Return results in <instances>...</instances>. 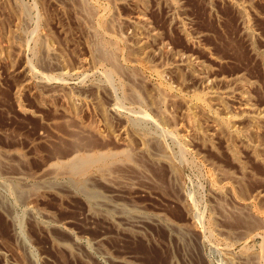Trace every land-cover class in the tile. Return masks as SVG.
<instances>
[{"label":"rangeland","instance_id":"1","mask_svg":"<svg viewBox=\"0 0 264 264\" xmlns=\"http://www.w3.org/2000/svg\"><path fill=\"white\" fill-rule=\"evenodd\" d=\"M98 1L112 76L78 0H0V264H264V0ZM136 13L146 26L118 28ZM194 73L263 117L186 106L206 89ZM76 151L114 156L88 174L92 202L67 174L41 184Z\"/></svg>","mask_w":264,"mask_h":264},{"label":"bare ground","instance_id":"2","mask_svg":"<svg viewBox=\"0 0 264 264\" xmlns=\"http://www.w3.org/2000/svg\"><path fill=\"white\" fill-rule=\"evenodd\" d=\"M79 1V4H80V7H81V10L83 12V14L85 15V17L88 18L89 21H91L92 24L95 25V35H97L98 37L96 38L97 39V47L95 48V51L96 53L98 54V56L100 58H103V59H107L109 60L110 62H112L113 64V72H106V76H112V74L114 72H116L117 70V67L116 65V61L114 58L115 57V53H114V50H115V43L118 42V37H115V35H112L110 34L109 32H106L107 28L109 27V25L112 23H110V18L108 15H102V14H99L96 12V10L98 8H96V4L94 2V0H78ZM98 1V0H97ZM108 1V0H106ZM110 1V0H109ZM136 2L138 0H135ZM99 2V1H98ZM100 3V2H99ZM109 3V2H108ZM103 4V3H102ZM173 4V3H172ZM105 6V5H103ZM110 6V5H109ZM174 7V5H172ZM171 6V7H172ZM172 7V8H173ZM23 9V8H22ZM104 9V8H103ZM99 11V10H98ZM102 11V10H101ZM104 11V10H103ZM102 11V12H103ZM105 12V11H104ZM28 14V13H27ZM110 14V13H109ZM118 19V18H117ZM117 21V22H116ZM116 24L118 25V28H119V25H122L124 26L125 28H129V27H141V26H146V21L145 19L140 16L139 13H136L135 16L133 17H127V18H121L119 20H116ZM110 23V24H109ZM115 26L114 24H112V27ZM92 27V26H90ZM94 27V26H93ZM116 27H114L115 29ZM117 28V29H118ZM121 28V27H120ZM133 29V28H132ZM144 30V29H143ZM108 31V30H107ZM91 32V31H90ZM148 34L152 35L151 32H149ZM93 35V34H92ZM94 36V35H93ZM96 37V36H95ZM151 37V36H150ZM147 38V37H146ZM95 39V38H94ZM93 39V41H94ZM40 41V40H39ZM39 41H37L39 43ZM42 42V41H41ZM40 42V43H41ZM36 44V43H35ZM162 45V44H161ZM160 45V46H161ZM92 46V45H91ZM38 47V46H37ZM94 48V46H93ZM36 49V48H35ZM117 49V48H116ZM41 51V50H40ZM118 51V49H117ZM124 51V50H123ZM122 51V52H123ZM148 51V50H147ZM154 52V51H153ZM122 56H123V53H121ZM149 54V52H148ZM152 54V53H151ZM118 55V54H117ZM150 56V55H149ZM40 57V56H39ZM119 58V55L117 56ZM152 57V55H151ZM117 58V59H118ZM154 58V57H153ZM186 58V61H190V62H193V60H191L189 57H184L183 55H177V57L174 59V62L175 63H178L180 64V62L182 61H185ZM46 60V59H45ZM120 60V59H118ZM109 61H106V62H109ZM127 61V60H126ZM187 61V62H188ZM121 63V62H120ZM133 64V62H131ZM174 63V64H175ZM195 63V62H194ZM122 64V63H121ZM125 64V61L124 63ZM186 64V63H185ZM142 65V64H141ZM172 65V64H171ZM127 67H128V64H127ZM132 67V66H131ZM154 67V66H153ZM170 67V66H169ZM188 67V66H187ZM191 67V66H190ZM195 67V66H194ZM197 68V67H196ZM128 69V68H127ZM168 68L167 66L163 67L161 70H156V73L158 75V77H162V75L168 71ZM119 70V69H118ZM133 70V69H132ZM202 73V72H201ZM118 74V73H117ZM133 74V73H131ZM195 74V73H194ZM193 74V75H194ZM196 75V74H195ZM131 76V75H130ZM133 76V75H132ZM134 77V76H133ZM157 77V76H156ZM196 79L198 80L199 83L202 84V86H204L205 91L201 94V95H195L194 98H192L191 100H183V103L186 105V106H189V104H193L195 107H198L200 108L203 112H207V115L208 116H212L214 115V113L210 110V106H209V100H217L216 104L215 105H220L221 103V99L223 100V98L225 99H229V100H233V99H236L237 100V106L236 108L239 109L241 112L240 113H244L246 114L247 116H249L250 118H253V119H257L259 117H263V114H261V110H257V109H254L252 103L250 102V98L245 94L244 90L242 88H238L236 90H232V89H226L223 90L222 92L218 91V90H213L211 88V86H209V83L211 81V79H209V76L207 75H203V74H198L196 75ZM48 78V77H47ZM109 78V77H108ZM134 79V78H133ZM161 80V79H160ZM134 81V80H133ZM162 81V80H161ZM236 81L238 82L239 79H236ZM234 81V82H236ZM197 82V83H198ZM241 82V81H240ZM239 83V82H238ZM161 84V82H160ZM237 84V83H236ZM159 85V84H158ZM241 85V84H240ZM237 86V85H236ZM159 90L161 92H164V93H167V95H169V93H171L172 89L169 87V86H160L159 87ZM132 91V90H131ZM159 91V92H160ZM133 92V91H132ZM163 93V94H164ZM174 93V92H173ZM200 93V92H199ZM131 94V92H130ZM133 94V93H132ZM135 95V94H134ZM172 95V94H171ZM193 95V94H192ZM126 97V96H125ZM130 97V96H129ZM136 97V96H134ZM133 97V98H134ZM139 97V96H138ZM165 97V96H164ZM127 98V97H126ZM158 98V97H157ZM176 99V98H175ZM129 100H131L129 98ZM133 100V99H132ZM139 100V99H138ZM137 100V101H138ZM168 100V99H167ZM174 100V99H173ZM114 101V100H113ZM134 101V100H133ZM163 102V101H162ZM161 103V101H160ZM234 103V102H233ZM236 103V102H235ZM120 104V103H119ZM190 104V105H191ZM118 105V104H117ZM124 105V104H123ZM160 106V105H159ZM119 107V106H118ZM117 108V107H116ZM141 109V108H140ZM161 109V108H160ZM139 112V111H138ZM137 113V111H136ZM140 114V113H139ZM261 114V115H260ZM141 115H143L141 113ZM168 116V115H167ZM145 117V116H144ZM211 117V118H212ZM215 117V115H214ZM213 117V118H214ZM186 118V116H185ZM188 118H189V115H188ZM165 119V118H164ZM223 119V118H222ZM142 120V119H141ZM213 120H216V117L213 119ZM134 122V121H133ZM191 122V121H189ZM223 122V121H222ZM224 123V122H223ZM229 123V122H227ZM226 124V123H225ZM229 126V125H228ZM139 128V127H138ZM228 130V129H227ZM177 131V130H176ZM185 132V131H184ZM140 133V132H139ZM173 133V132H172ZM186 133V132H185ZM190 133V132H189ZM74 134V133H72ZM188 134V133H186ZM185 135H182V138H184ZM156 138V137H155ZM154 138V139H155ZM156 144V143H155ZM164 144V143H163ZM73 145V144H72ZM80 145V143H79ZM183 145V144H182ZM158 146V145H157ZM180 146V145H179ZM87 149V147H86ZM91 149V148H90ZM182 149V148H181ZM73 151V150H72ZM90 151V150H89ZM88 151V152H89ZM161 151V150H160ZM165 151V150H164ZM79 151H76L75 154H73V156L65 161H55L53 162L52 164L50 163V167H47L45 170H44V174L42 175L41 177V184L43 185V189L44 190H47V191H50L51 189V186L52 185L51 183L54 181L60 176V175H63V174H67L69 176H72V180H71V184L73 187H75L76 189H80V191L82 190L86 197L91 201V199H94V198H97L99 196V193L94 190L92 187H89L88 185V174H90L92 171H95L97 170V172H100V173H108V175H111L110 173V167L112 166V164L114 163L113 161V154H110V153H106V152H102V151H93V152H89V153H77ZM115 153V152H114ZM118 153V152H117ZM164 153V152H163ZM156 154V153H155ZM159 154V153H158ZM18 155V154H17ZM115 155V154H114ZM129 155V154H128ZM14 156V155H13ZM126 156V155H125ZM127 158V156H126ZM132 158V157H131ZM158 158V157H157ZM120 159V158H119ZM128 159V158H127ZM125 160V158H124ZM118 163V162H117ZM123 165V164H122ZM121 166V165H120ZM142 167V165H141ZM114 168V166H113ZM138 168V167H137ZM136 169V168H134ZM120 170V169H119ZM118 170V171H119ZM122 171H125L122 169ZM140 172V171H139ZM103 173V174H105ZM115 173V172H114ZM122 173V172H121ZM14 174V173H13ZM94 174V173H93ZM22 175V174H21ZM120 175V174H119ZM115 177V176H114ZM119 177V176H118ZM14 178V177H13ZM16 178V177H15ZM18 179L21 180V177L20 176H17ZM16 178V179H17ZM93 178V177H92ZM96 178V177H95ZM38 179V178H37ZM71 179V178H70ZM120 179V177H119ZM64 180V179H63ZM69 180V179H68ZM110 180V179H109ZM70 181V180H69ZM120 181V180H119ZM108 181L106 180L105 183H107ZM113 182V180H112ZM19 183V182H18ZM21 184V183H20ZM8 186V185H7ZM13 186V185H12ZM11 186V187H12ZM22 186V185H21ZM53 186V185H52ZM112 186V185H111ZM116 186V185H115ZM14 187V186H13ZM117 187V186H116ZM22 187H15L14 188V191L16 192L17 196L20 198L22 197V193L23 191L21 190ZM54 188V187H53ZM12 189V188H11ZM35 190V189H34ZM77 191V190H75ZM112 191V190H111ZM82 192V193H83ZM31 193V192H30ZM15 194V193H14ZM26 195V194H25ZM28 196V195H27ZM22 200V199H21ZM92 202V201H91ZM102 202V201H101ZM17 203V202H16ZM95 203V202H94ZM107 203V202H106ZM106 203H104L106 205ZM102 204V203H100ZM90 205V204H89ZM102 206V205H101ZM110 206V205H109ZM27 208V207H26ZM111 209V208H110ZM95 210V209H94ZM123 210V209H122ZM121 210V211H122ZM248 213V212H247ZM194 214V213H193ZM43 215V213H42ZM44 217L48 220L49 217L47 215L44 214ZM195 217V216H194ZM193 217V218H194ZM35 218V217H34ZM155 219V218H154ZM144 220H142L141 217L139 216H136V217H133L131 218V223L132 224H140L142 223ZM147 221V220H146ZM263 221V220H262ZM129 222V221H128ZM61 224V223H60ZM262 224V223H261ZM45 225H47L45 223ZM56 225V224H55ZM209 225H211V221H209ZM259 223H252L250 226H254V227H258ZM49 226V225H48ZM245 227V226H243ZM61 228V227H60ZM259 228V227H258ZM257 228V229H258ZM250 229V228H249ZM255 229V228H254ZM261 229V228H259ZM244 230V229H243ZM252 232H254V230L250 229V232L248 234H251ZM260 233V232H259ZM245 234V233H244ZM254 234V233H253ZM246 237V236H245ZM248 237V236H247ZM73 238V237H72ZM71 238V239H72ZM241 238V237H240ZM195 247V246H194ZM68 249V248H67ZM245 249V248H244ZM242 251V250H241ZM243 253V252H242ZM253 255V254H252ZM251 257V256H250ZM258 259V258H257ZM123 260V259H122ZM115 261V259H114ZM256 261V260H255ZM118 262H121V260H118ZM117 263V262H116ZM260 263V262H259Z\"/></svg>","mask_w":264,"mask_h":264}]
</instances>
